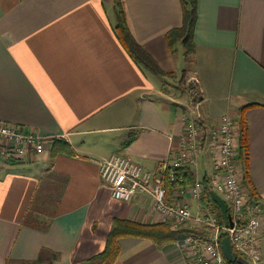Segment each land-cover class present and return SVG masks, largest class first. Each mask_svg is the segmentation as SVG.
Instances as JSON below:
<instances>
[{
  "label": "crops",
  "instance_id": "1",
  "mask_svg": "<svg viewBox=\"0 0 264 264\" xmlns=\"http://www.w3.org/2000/svg\"><path fill=\"white\" fill-rule=\"evenodd\" d=\"M120 1L131 36L171 74L168 82L126 53L114 30L113 0H0V122L46 141L42 155L30 152L0 167V264L34 262L41 249L42 264L52 253V264H85L103 250L115 218L162 222L147 195L113 199L98 162L117 154L156 172L193 110L204 138L187 168L195 180H208V134L220 116L235 118L238 135L240 107L264 105V0H197L193 52L176 60L165 35L181 25L179 0ZM261 105L240 116L264 235ZM63 144L68 153L52 151ZM184 199L197 212L196 201ZM118 245L113 264H188L173 243L157 248L121 237ZM260 252L264 261V237Z\"/></svg>",
  "mask_w": 264,
  "mask_h": 264
},
{
  "label": "built area",
  "instance_id": "2",
  "mask_svg": "<svg viewBox=\"0 0 264 264\" xmlns=\"http://www.w3.org/2000/svg\"><path fill=\"white\" fill-rule=\"evenodd\" d=\"M198 117L193 110L183 115V130L177 146L160 163L156 172L126 157L111 154L98 162L99 178L113 199L126 202L135 196L147 195L154 213L172 230H195L196 233L180 232L173 241L188 264H227L221 252L220 240L223 236L229 238L233 249L247 264H264L260 252V241L264 237L260 223L261 206L258 200L250 199L241 180L236 121L231 114L221 115L216 129L208 134V148L212 153L208 183L211 190L226 203L232 225L219 223L200 201V181L194 179L187 187L183 185V178L177 176L178 169L195 166L196 152L204 138ZM45 148L44 137L0 122V167L30 152L40 156ZM164 175L170 183L177 184L171 200L163 183ZM185 194L196 201L197 212H191L188 200L184 199Z\"/></svg>",
  "mask_w": 264,
  "mask_h": 264
},
{
  "label": "trees",
  "instance_id": "3",
  "mask_svg": "<svg viewBox=\"0 0 264 264\" xmlns=\"http://www.w3.org/2000/svg\"><path fill=\"white\" fill-rule=\"evenodd\" d=\"M181 7L182 22L177 28H172L167 31L165 38L170 52L173 53L177 44L182 43L185 50V55H190L194 49L193 31L197 17V0H179ZM114 8V30L117 34L120 44L125 49L126 53L138 64H140L149 73L161 76L169 77L171 74L163 72L155 61L137 44V42L131 36L124 17L122 5L120 0H113ZM260 106L261 104H247L240 107L239 120H238V153L237 159L241 163L243 170L242 183L245 185L248 191L250 199L259 200V197L255 194L253 187L249 184L247 179V141L245 133V122L240 116V113L245 108L250 106ZM264 106V105H261ZM69 152V149L63 145L54 146L52 151ZM177 176L183 178V185H191L194 181V175L191 171L185 167L177 170ZM164 186L167 190V195L174 189L177 184L170 183L167 177L162 176ZM201 183L202 193L200 201L205 204L215 216L219 223H222L220 209L214 202L211 196V188L208 180L204 179ZM229 213V209L227 207ZM180 232L196 233L195 230H178L174 231L170 228L166 222L143 224L129 219L115 218L111 224L110 230L107 234L105 246L103 250L85 261V264H113L119 255L118 239L121 237H136L151 241L157 248H162L164 245L173 243L176 235ZM46 249H41L39 256L34 262L30 263H18V264H42L44 253ZM56 255L51 254V258H48L45 264H52ZM10 264V263H5ZM227 264H235L228 263Z\"/></svg>",
  "mask_w": 264,
  "mask_h": 264
},
{
  "label": "water",
  "instance_id": "4",
  "mask_svg": "<svg viewBox=\"0 0 264 264\" xmlns=\"http://www.w3.org/2000/svg\"><path fill=\"white\" fill-rule=\"evenodd\" d=\"M211 196L214 202L218 205L220 209V215L222 219V223L224 226H231V217L227 211V205L224 200L215 192H211ZM221 244V252L226 262L235 263V264H247L246 260L237 254V252L233 249L229 238L227 236H223L220 240Z\"/></svg>",
  "mask_w": 264,
  "mask_h": 264
},
{
  "label": "rangeland",
  "instance_id": "5",
  "mask_svg": "<svg viewBox=\"0 0 264 264\" xmlns=\"http://www.w3.org/2000/svg\"><path fill=\"white\" fill-rule=\"evenodd\" d=\"M175 50H176L175 57H174L175 60H176V58L181 57L182 53L185 54L184 46L182 45V43L175 46L173 53L175 52ZM155 78H156V80H159L162 82H168V79H169V77H161V76L160 77L155 76Z\"/></svg>",
  "mask_w": 264,
  "mask_h": 264
}]
</instances>
